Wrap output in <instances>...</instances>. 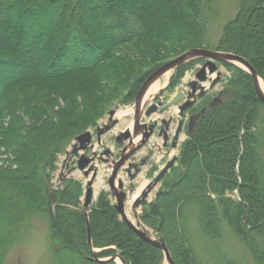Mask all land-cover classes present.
Masks as SVG:
<instances>
[{"label": "trees", "instance_id": "trees-1", "mask_svg": "<svg viewBox=\"0 0 264 264\" xmlns=\"http://www.w3.org/2000/svg\"><path fill=\"white\" fill-rule=\"evenodd\" d=\"M223 1L0 0V149L13 159L0 169V264L36 220L48 228L54 264H117L115 255L126 264H164L162 250L137 236L109 194L90 208L91 248L81 181L55 187L52 180L59 155L86 130L74 88L118 82L107 62L123 45L215 44L213 51L248 60L264 81V0H237L231 19L215 26ZM200 60L179 66L169 88ZM229 65L235 73L222 103L198 119L179 167L140 216L176 264H243L224 246L227 237L236 242L232 234L254 264H264V105L251 75ZM159 68L145 74L129 103ZM22 99L32 112L21 110Z\"/></svg>", "mask_w": 264, "mask_h": 264}, {"label": "rangeland", "instance_id": "rangeland-1", "mask_svg": "<svg viewBox=\"0 0 264 264\" xmlns=\"http://www.w3.org/2000/svg\"><path fill=\"white\" fill-rule=\"evenodd\" d=\"M237 3V0L223 1V10L219 18H217L215 26L231 19L230 15L233 16L236 12ZM218 29L219 27L212 30L214 42L217 39L219 40L221 37V30L219 33ZM218 40L216 42H218ZM215 46V44H212L209 48L212 50ZM140 49L143 50V57L137 56ZM191 49L192 48L188 49L187 47H183L180 44H166L162 41L153 39L136 40L130 44L117 48L112 55L113 58L107 62L108 67L111 69L110 72L116 76L118 82L104 80L102 82H94L91 85L82 84V86L79 87L80 89L74 88V90L79 92L77 98L81 99L84 104L83 109L81 106V110L84 113V121L87 123L85 125L86 130L84 133L90 132L93 139L89 146L91 148L87 150V152L82 150L78 153L75 152L73 149V145L76 144L75 138L71 145L67 147L66 152L59 155L57 170L54 172L52 180L53 185L58 187L64 179L72 178L81 181L83 186V196L81 199L82 203H84L85 191L88 186V182L92 181L93 200L90 208L96 205L100 197H105L106 194H109L108 199L112 202V204H115L116 199L110 192L108 179L114 168L113 162L120 161L122 153H124L126 148L129 149L131 141V138L120 141L118 137L121 133L128 130H130L132 136L133 134H136L134 131V128L136 127L134 105L136 97L130 103L125 98H127L132 91L137 88L145 74L149 73L156 67H161L178 58ZM124 61L128 63L124 65ZM205 61L206 59L201 58L196 65L184 71V74L182 78L179 79L178 84H175L171 87V89L169 88V85L174 80L173 77L175 76V70L170 71L159 78L158 80L161 82L158 90L144 98V111L139 124L152 125L155 121L161 123L162 119L168 120L171 118V131L175 130L178 122L180 121L177 108H166L162 114L154 113L150 118L146 117L144 112L152 103L162 101L166 104V102L169 101L177 92H182L184 89L189 90L188 83L191 80L196 79V73ZM229 64L233 63H217L219 70L223 73V80L218 86L213 88L211 94L212 96H216L218 92L225 94V91L228 90L225 89L227 88L225 85L235 73V67ZM233 65L243 69V67L239 64L235 63ZM213 76L215 77V74ZM223 89H225V91H223ZM23 101L25 102L26 100L22 99L21 105L23 104ZM21 107L22 111H31L30 108L28 110L25 109L23 105ZM111 112H114V114L111 115ZM22 113L23 112H21V114ZM138 133L144 134L150 132L146 130L144 131L143 128H141ZM190 137L191 134L189 136L187 133L181 134L179 146L176 149H170L164 145L163 137L159 136L157 132H155L149 137L146 143H142V147L135 149L136 152L128 161H126L123 168H121L118 172V179L122 182L123 191L127 194L125 201V213L127 218L134 225H136L138 221L141 222L142 229L147 231L152 238L157 239L158 235L154 233L152 229L144 225L140 216L145 209H148L152 203H154L157 195L162 191L164 181H161L159 188L154 190L140 207H133L135 202L134 200L141 194L143 189L154 180L153 178H155V176H157V174L163 169L168 159H171L174 155L179 158L184 143ZM142 138H140V140ZM141 141H139V143ZM81 154H84L88 158H94L95 160L94 167L96 172L91 169L90 171L88 167H86V171L90 172V176H85V174L78 169V159ZM6 159V151L2 148L0 149V169H5L4 166L8 165V161H10L11 164L13 160ZM173 167L176 169L179 167V159ZM116 185L119 186L118 181L116 182ZM137 193L138 196L133 200ZM229 232L232 234V232L227 228L226 233ZM232 236L236 242L232 240L230 241L227 237V240L224 243V246L227 251L230 252V255L233 256V258H239L243 264H254L244 246L233 234ZM7 264H54L49 242L48 228L43 221H34L26 230V234H24L20 243L16 246V248H14L13 253L8 258ZM117 264L122 263L117 260ZM164 264H167V262L165 261Z\"/></svg>", "mask_w": 264, "mask_h": 264}, {"label": "water", "instance_id": "water-1", "mask_svg": "<svg viewBox=\"0 0 264 264\" xmlns=\"http://www.w3.org/2000/svg\"><path fill=\"white\" fill-rule=\"evenodd\" d=\"M198 58H204L207 60V62L196 73V76H195L196 79L189 83V87L191 88V91L188 93L187 97L184 95V92H179L175 94L174 96H172V98L165 105L163 104L164 102L162 101H160L157 104L153 103L149 108H146V111L144 112L146 117L150 118L151 115L154 113L162 114L166 108L168 109V108H173V107H177L180 112V116H182L185 110L193 105L194 99L197 96H203L205 94L204 83H206L208 80V74L216 75V78L211 81V87H215L221 82L223 73L218 70L219 67L217 63L219 62H229V63H233V64L236 63V64L241 65L243 69L251 75L258 100L264 105V93L262 92L260 88V84H259V79L261 78V76L259 75V73L256 71V69L252 66V64L248 60H246L245 58L241 56L232 54V53L218 52V51H213V50L204 49V48H195V49H191L187 51L186 53L179 56L178 58L161 66L153 74H151L148 77V79L144 82L139 92L137 93V96L134 102L135 123H136V127L134 128V131L136 134L139 132L141 128H146L147 126V125H140L139 121L144 111L143 101H144V98L150 86L155 81H157L159 78H161L163 75H165L166 73L176 70L182 64H185L191 60L198 59ZM198 90H200L199 94L197 93ZM218 101H219V98L215 99L211 103L210 107L216 106ZM207 109L208 108H204L199 114V117L204 115ZM113 114L114 112H111V115ZM162 121L163 123H166V120H162ZM156 123L158 122L155 121L154 124H152L151 130L155 127ZM180 127H181V124H180ZM192 130H193V125L191 124L189 133H192ZM142 135H143V138L141 137L142 141L139 140L141 142L140 143L138 142L139 144L137 143L138 144V145L136 144L137 146L132 145L133 139H132L130 130L121 133V135L118 137L120 141L131 138L130 145H129V149L131 150L126 148L124 153H122L121 155L120 161L113 162L114 168H113L111 176L108 179V185L110 187L111 194L116 199L115 208L117 212L119 213L121 219L131 227V229L137 234V236L140 239L162 250L167 264H176L170 252V249L168 245L166 244L165 240L163 239V237L160 236L157 239L152 238L151 235L147 233V231L142 229L141 222L138 221V223L134 225L127 218L126 213H125V201H126L127 194L123 191L122 182L118 179V172L121 170V168H123L126 161H128L132 157V155L136 152L135 149L142 147V143H146V141L151 136V133H144ZM92 139L93 137L90 132H85L77 136L75 140L76 144L73 145V149L75 150L76 153H78L80 150L87 152V150L91 148L89 146L92 142ZM173 146H176L175 143L173 144ZM177 159H178L177 156H174L171 160H169L168 163L163 167V169L157 174L154 180L151 181L143 189L141 194L137 197V199L134 202V205H133L134 208L140 207L144 203V201L148 199L149 195L154 190L159 188L161 181L164 179L167 173L173 168ZM94 161H95L94 158L93 159L88 158L84 154H81L80 158L78 159V169L82 171L85 174V176H88V175L90 176L89 174L90 172L86 171V167H88L89 170L91 169L92 171L96 172V169L94 167ZM117 181L119 182V186L116 185ZM92 184H93L92 181L88 182V186L85 191V199L83 203L84 213L87 219L88 243L91 248H92V239H91L90 223H89L88 215H89L90 206L93 200ZM110 260H113L115 262H117V260H120L122 264H126L125 261L121 259V257L118 255L111 257Z\"/></svg>", "mask_w": 264, "mask_h": 264}, {"label": "flooded vegetation", "instance_id": "flooded-vegetation-1", "mask_svg": "<svg viewBox=\"0 0 264 264\" xmlns=\"http://www.w3.org/2000/svg\"><path fill=\"white\" fill-rule=\"evenodd\" d=\"M207 61V60H206ZM206 61L204 62V64L206 63ZM203 64V65H204ZM225 88V87H224ZM226 89V88H225ZM225 89H223V91H225ZM212 91H213V88H208L206 93L202 96V97H196L194 99V103L191 107H189L188 109L185 110V112L183 113L182 116H180V112L179 113V116H180V121L178 122L177 124V127L175 130L171 131V118H169L168 120L167 119H162V120H166V123H163V121L161 120V123H156L155 127L151 130V126L150 124H148L146 126V128H143V130L145 131H149L151 133V135H153L155 132H157V134L159 136H162L163 137V143L166 147H169L170 149H176L178 146H179V140H180V137H181V134L183 133H187V135L189 136L190 134L192 133H189V130H190V125L192 124L193 125V129H194V125L196 124V122L198 121V117H199V114L200 112L204 109V108H207L209 107L210 108V105L211 103L219 98V101L217 103L216 106L220 105L222 103V99H223V93L222 92H218L216 94V96H212ZM184 95L187 97L188 93H189V90H185L184 89ZM213 97H211V96ZM209 102L208 104L204 105V101L206 99H209ZM160 102V101H159ZM157 102V103H159ZM165 104V103H164ZM148 108V107H147ZM187 116V117H186ZM180 124H181V127H180ZM193 131V130H192ZM175 143L176 146H173V144ZM175 156V155H174ZM173 156V157H174ZM179 159V158H178ZM177 159V160H178ZM170 159L167 160L166 163H168ZM177 162V161H176ZM173 169V168H172ZM171 171V170H170ZM169 171V172H170ZM156 177V176H155ZM154 179V178H153ZM164 180V179H163Z\"/></svg>", "mask_w": 264, "mask_h": 264}, {"label": "bare ground", "instance_id": "bare-ground-1", "mask_svg": "<svg viewBox=\"0 0 264 264\" xmlns=\"http://www.w3.org/2000/svg\"><path fill=\"white\" fill-rule=\"evenodd\" d=\"M160 80H157V81H155L151 86H150V88H149V90H148V93L146 94V96H145V98L147 97V96H149V94H151V93H154V92H156L157 90H158V88H159V86H160ZM259 84H260V88H261V90H262V92L264 93V81L260 78L259 79ZM133 127H134V125H133ZM142 137V133H137V134H133V136H132V139H133V146H135L136 144H137V142H139L138 140H140V138ZM138 196V193L134 196V198H133V200L136 198ZM137 199V198H136ZM135 199V200H136ZM134 200V201H135ZM129 217V216H128ZM119 262H121L120 260H119ZM122 263V262H121Z\"/></svg>", "mask_w": 264, "mask_h": 264}]
</instances>
